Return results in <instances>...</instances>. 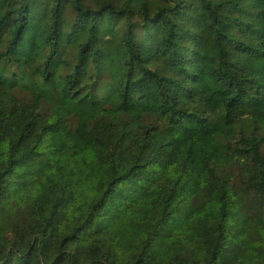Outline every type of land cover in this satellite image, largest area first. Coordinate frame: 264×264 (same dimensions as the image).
Masks as SVG:
<instances>
[{
  "label": "trees",
  "instance_id": "trees-1",
  "mask_svg": "<svg viewBox=\"0 0 264 264\" xmlns=\"http://www.w3.org/2000/svg\"><path fill=\"white\" fill-rule=\"evenodd\" d=\"M208 43L210 117L175 72L199 87ZM148 83L156 99L131 95ZM245 102L264 104V0H0V264H264V120ZM204 123L199 159L184 141Z\"/></svg>",
  "mask_w": 264,
  "mask_h": 264
},
{
  "label": "rangeland",
  "instance_id": "rangeland-1",
  "mask_svg": "<svg viewBox=\"0 0 264 264\" xmlns=\"http://www.w3.org/2000/svg\"><path fill=\"white\" fill-rule=\"evenodd\" d=\"M209 43L205 45L203 50L201 52H193L189 54V57L191 59L193 68L197 70L198 74H200L203 78L202 84L198 87L195 86L193 83H190L185 77H182L180 73L177 71L176 74L178 75L179 80L186 83L192 90H204V107L201 106H194L193 110L197 112H201L204 110L206 112V117H210L216 114L217 108L220 104V99L215 96L214 94H211L206 91L204 80L206 78V75L210 72L212 69V64L209 60ZM229 58L231 60H238L240 59V55L238 52L234 51L232 48H227ZM259 76V75H258ZM263 84L261 79L259 78V81L256 82L255 85ZM131 95L133 97H137L141 94H146L147 96H150L153 99H156V91L152 84H144L143 86H136L133 87L130 91ZM250 114H258L260 115L261 119L264 120V104L257 103L250 105L248 102H245L244 108L241 111V115L243 117L250 115ZM144 120H142L140 117H137L135 120V125H140L143 123ZM255 122H245L242 126L244 129H252ZM263 128H261L262 130ZM175 128L170 127L168 123H165L161 130L158 132L159 137H161V140L166 144H173V131ZM184 130V129H180ZM219 130L223 133H225L230 141L234 144H240L241 143V135L238 134L237 131L234 129L232 122L224 123ZM214 130L211 128L209 123H204L200 125V129L196 132L189 131L187 133V136L185 138L184 142H188L191 140H196L197 142V155L199 159H202V157L206 156L210 151H212V144H211V136L213 135ZM261 135L264 136V131L261 132ZM238 160V154L232 153L230 155H226L222 163L224 164H231L236 163Z\"/></svg>",
  "mask_w": 264,
  "mask_h": 264
}]
</instances>
